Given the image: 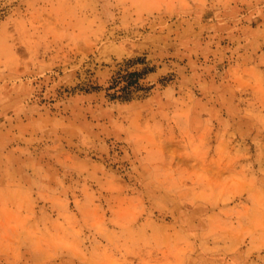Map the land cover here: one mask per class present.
<instances>
[{
	"label": "rangeland",
	"instance_id": "rangeland-1",
	"mask_svg": "<svg viewBox=\"0 0 264 264\" xmlns=\"http://www.w3.org/2000/svg\"><path fill=\"white\" fill-rule=\"evenodd\" d=\"M0 264H264V0H0Z\"/></svg>",
	"mask_w": 264,
	"mask_h": 264
},
{
	"label": "trees",
	"instance_id": "trees-1",
	"mask_svg": "<svg viewBox=\"0 0 264 264\" xmlns=\"http://www.w3.org/2000/svg\"><path fill=\"white\" fill-rule=\"evenodd\" d=\"M137 64H146L145 57L128 59L119 63L107 85H99L91 79L79 86V89L91 93L105 91L106 96L114 101L131 102L150 92L152 85L145 83L146 75L152 71L147 66L142 69H132Z\"/></svg>",
	"mask_w": 264,
	"mask_h": 264
}]
</instances>
